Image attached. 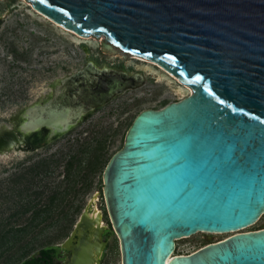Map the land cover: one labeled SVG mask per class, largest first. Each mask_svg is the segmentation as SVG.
I'll return each mask as SVG.
<instances>
[{
  "label": "water",
  "instance_id": "water-1",
  "mask_svg": "<svg viewBox=\"0 0 264 264\" xmlns=\"http://www.w3.org/2000/svg\"><path fill=\"white\" fill-rule=\"evenodd\" d=\"M30 2L72 32L105 36L193 89L161 109L142 110L104 171L122 264H264V228L168 261L177 238L244 229L264 215V0ZM91 68L21 110L16 126L0 134V147L27 143L36 132L46 145L141 80L122 72L99 80L107 72L95 70L90 85L84 73ZM85 87L93 89L86 96ZM88 212L58 244L70 252L66 264H100L106 227L94 230Z\"/></svg>",
  "mask_w": 264,
  "mask_h": 264
},
{
  "label": "rangeland",
  "instance_id": "rangeland-1",
  "mask_svg": "<svg viewBox=\"0 0 264 264\" xmlns=\"http://www.w3.org/2000/svg\"><path fill=\"white\" fill-rule=\"evenodd\" d=\"M78 36L36 10L30 0H0V134L16 126V116L26 106L49 98L57 84L88 65L109 75L122 72L125 77L141 76L138 84L87 113L76 127L47 145L33 148L21 142L0 147V225L25 226L33 212L26 209L28 203L44 204L53 187L61 184L65 188L67 162L71 156L82 154L86 162H95L89 173L92 186L86 193L72 191L66 195L73 204L68 210L67 225L62 233L57 226L46 228L41 235L45 237L43 247L63 243L82 213L86 209L92 213L97 206L103 213V239L107 240L101 264H122L120 240L103 197L104 171L123 147L132 120L142 110L161 109L166 102L179 101L193 92L160 64L120 49L105 36ZM46 158L55 160L49 171L26 172L29 166ZM89 169L85 167L76 177L81 179ZM81 184L78 182L76 188ZM77 206L82 207L80 212L76 211ZM261 228L264 215L244 231ZM228 235L198 232L177 241L175 254L192 253ZM5 257L0 258V264Z\"/></svg>",
  "mask_w": 264,
  "mask_h": 264
},
{
  "label": "trees",
  "instance_id": "trees-1",
  "mask_svg": "<svg viewBox=\"0 0 264 264\" xmlns=\"http://www.w3.org/2000/svg\"><path fill=\"white\" fill-rule=\"evenodd\" d=\"M168 103L166 102V104ZM44 141V136L40 132L31 134L27 139V142L34 148L42 147ZM85 150L86 148L83 147L82 152ZM53 163H55V160L52 158L42 159L29 166L26 172L33 171L38 174L43 171H49ZM94 165V159L86 162L82 154L71 156L66 166L67 185L65 188L62 189L61 184L53 187L48 201L44 204L28 203L26 209H33V212L25 226L17 228L15 226L8 227L6 224L0 225V258L6 256L3 264H34L41 262L42 260L39 257H32V253L41 245L38 250L41 254H51L58 249L55 245L43 247L45 237L41 235L44 234L46 228L51 226L60 227L62 229L61 233L63 232L67 225L66 222L69 220L68 210L73 206L72 202L66 199V195L72 191L75 194H80V192L86 193L90 190L92 181L89 178V173L93 171ZM85 167L90 169L85 171V175L82 174L81 179H78L76 176L80 175ZM80 181H82L80 188H76V184ZM81 209V206L76 207L77 212H80Z\"/></svg>",
  "mask_w": 264,
  "mask_h": 264
},
{
  "label": "bare ground",
  "instance_id": "bare-ground-1",
  "mask_svg": "<svg viewBox=\"0 0 264 264\" xmlns=\"http://www.w3.org/2000/svg\"><path fill=\"white\" fill-rule=\"evenodd\" d=\"M60 26H62V25H60ZM79 35V34H78ZM79 36H82V35H79ZM78 36V37H79ZM83 38H85L84 36H82ZM113 43V42H112ZM113 44H115V43H113ZM116 45V44H115ZM118 46V45H117ZM118 47H120V46H118ZM120 49H123V48H120ZM124 50V49H123ZM124 51H126V50H124ZM127 52H129V51H127ZM126 52V53H127ZM130 53H132V54H135V53H133V52H130ZM135 55H138V54H135ZM138 57H140V56H138ZM137 57V58H138ZM142 58V57H141ZM140 59V58H139ZM147 59V58H146ZM140 60H143V59H140ZM148 61H152V60H149L148 59ZM94 68H91V69H88L87 71H85V76H84V79H88V81L91 83L90 85H93L94 84V80H93V78H91L92 77V75L94 76V75H97V73H94ZM128 76V75H127ZM97 77H98V79L99 80H101L102 78H107V77H109V74H107V75H105V74H101V75H97ZM189 86V85H188ZM189 89L193 92V89L189 86ZM91 90H93L92 89V87H85L84 88V90L82 91V94H84L85 96L87 95V93H88V91H91ZM53 96V94H51V97ZM50 98V97H49ZM81 107L82 108H84V104H82L81 105ZM80 113H82V109H80ZM73 114L72 116H79V117H77V118H80L81 117V114ZM70 118V117H69ZM69 118H67V119H69ZM60 124H64V123H60ZM88 214H89V216L92 218V222H93V226H92V228L95 230L96 228H98V229H100V230H103L106 226H105V222H104V217H103V213H102V211H100L99 210V208L97 207V206H95L94 207V209H93V211H92V213L91 212H88ZM245 229H247V227L246 228H244V229H240V230H236V231H232V232H213V233H216V235L217 234H229L228 235V237H226L225 239H227V238H229V237H231V236H233V235H235V234H237V233H240V232H245L244 230ZM93 237V235L91 236V238ZM180 239H182V238H177L176 240L177 241H179ZM225 239H223V240H225ZM177 241H176V246H177ZM221 241V240H220ZM102 252L103 251H101V253H100V251L98 252V254H97V257L99 258V257H101V255H102ZM177 254H175V252L174 253H172L169 257H168V261H171L172 260V258L174 257V256H176ZM100 259V258H99ZM96 264H98V261H97V263Z\"/></svg>",
  "mask_w": 264,
  "mask_h": 264
},
{
  "label": "flooded vegetation",
  "instance_id": "flooded-vegetation-1",
  "mask_svg": "<svg viewBox=\"0 0 264 264\" xmlns=\"http://www.w3.org/2000/svg\"><path fill=\"white\" fill-rule=\"evenodd\" d=\"M40 133H42V135L44 136V139H46L44 133L43 132H40ZM27 144L30 147H33L28 142H27ZM103 234H105V233H103ZM104 241L107 243V240H104ZM55 246H57L58 249L54 253L41 254L40 252H37L36 254H33L32 257H39L42 260L41 262H37V263H34V264H66L67 263V259H68V254H70V252L68 250H66V249L60 248L58 245H55ZM105 247H106V245H105ZM103 253H104V250H103L102 255H101L100 259H99L100 260V264L102 262Z\"/></svg>",
  "mask_w": 264,
  "mask_h": 264
},
{
  "label": "snow or ice",
  "instance_id": "snow-or-ice-1",
  "mask_svg": "<svg viewBox=\"0 0 264 264\" xmlns=\"http://www.w3.org/2000/svg\"><path fill=\"white\" fill-rule=\"evenodd\" d=\"M198 79H199V77H198Z\"/></svg>",
  "mask_w": 264,
  "mask_h": 264
}]
</instances>
